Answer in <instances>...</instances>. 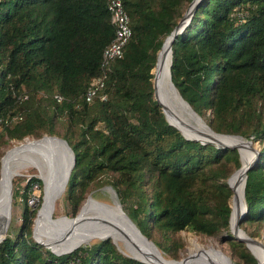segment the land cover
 Here are the masks:
<instances>
[{"label": "trees", "instance_id": "1", "mask_svg": "<svg viewBox=\"0 0 264 264\" xmlns=\"http://www.w3.org/2000/svg\"><path fill=\"white\" fill-rule=\"evenodd\" d=\"M189 1L122 0L131 36L122 56L107 67L105 98L86 101L84 90L99 74L101 50L114 34L106 0H0V114L22 115L1 127L0 145L43 134L63 137L75 156L63 191L72 214L90 188L110 185L124 211L163 252L181 245L171 235L185 229L220 234L236 264H257L229 230L227 178L240 165L237 149L185 137L153 96L157 51ZM170 57L175 88L214 131L260 144L246 171V210L238 223L260 239L264 0H199L173 39ZM35 184L41 192L35 175L13 188L12 199L22 200V221L0 241V264H148L121 252L110 237L59 254L37 242L32 223L41 196L35 205L28 202Z\"/></svg>", "mask_w": 264, "mask_h": 264}, {"label": "bare ground", "instance_id": "2", "mask_svg": "<svg viewBox=\"0 0 264 264\" xmlns=\"http://www.w3.org/2000/svg\"><path fill=\"white\" fill-rule=\"evenodd\" d=\"M168 45L169 42L168 39H166L158 56L159 68L162 76L159 89L165 90V95L168 97L170 103L172 104L173 110H175L176 107H180V109L186 110L184 114H182L180 111L179 112L182 115H184L187 120L193 121L194 123L198 122L199 125H202V121L198 119L192 112H190V109L186 105H184L180 97H178V95L175 94L176 93L175 90L172 91V89L168 87L167 67L170 61V50L168 49ZM173 93L176 95L174 99L172 97ZM170 120L175 122V120L173 119ZM177 124L185 133H189V131L186 130L183 124L181 123H177ZM219 139L226 143L237 144L242 162H246L249 159L247 158L248 156L246 155L244 149L241 148L244 147L251 148L253 146L252 143H248L246 140L242 138H234V137L219 136ZM15 146H13L10 149V151L8 150L9 152L7 151L2 156V161H1L0 237H2L7 231L10 218L12 217L11 216L12 197L9 199L8 210H7L8 204L7 206H2V203L5 204V202L7 201L8 196L10 194L12 196V179L14 178L15 175H19L21 170L35 168L38 171V176L42 178L44 183V198H43L44 201H42V205H41L42 207L40 206V208L38 209L37 212L38 216L36 215L37 219L35 217L36 229H35V219H34L33 230H34L35 238L37 237L38 239H41L44 236V234L47 233V234L56 235L59 238L63 237L61 239L62 241L65 240L74 231H88V232H93L97 236H99L98 239L108 235L110 238L115 239L116 242L121 241V236L120 234L117 233V231L113 229L115 233L109 232L107 228H104V226H102V225L108 226L107 224L100 222L101 220L100 218L102 214L105 213V211L100 209L97 210L90 209L88 203L86 202L92 198L86 199V202H84V204L82 205L80 211L76 216L69 217L66 215H62L64 217H60L58 219H52L53 217L52 212L54 210L55 201L61 195V191H59L60 189L54 183L55 177H51L50 174V170H55V168L57 169V167L59 168L60 166L59 158L56 159L51 157L52 147H53L52 139H50L48 136H43L42 138L39 139L26 140L25 142L21 143L19 146L17 147ZM240 174H241V169L236 171L229 179V182L234 190V194L231 200V206H232L231 224H233L236 215L239 211V208L242 206V200H243L241 194L242 180L240 178ZM95 212L97 213V215H99V217L95 215L96 214ZM92 215H95L93 219L90 218ZM98 222L102 225L99 226ZM139 241L144 248H146L147 250L150 251V253L153 254V257L157 262L163 264H182L180 260L163 261L162 258L165 257L157 250V248L152 246L148 241H144L143 239H139ZM47 244L50 247L52 245L51 243H47ZM253 245L254 244H249V250L252 251V253L255 255L259 263H261L264 258V251H263L264 248L262 249V247L260 246L255 245L256 246L255 247ZM195 250L196 251L190 252V255L186 256V258L190 260V264H195V263L199 264L198 258L199 257L201 258V256L202 258H205V260H203L204 264H232V262L227 261L224 255L225 253L219 249L209 248L208 250H206L203 248L201 249V246H198ZM197 252H200V254H196ZM134 253L137 254L136 252Z\"/></svg>", "mask_w": 264, "mask_h": 264}, {"label": "water", "instance_id": "3", "mask_svg": "<svg viewBox=\"0 0 264 264\" xmlns=\"http://www.w3.org/2000/svg\"><path fill=\"white\" fill-rule=\"evenodd\" d=\"M198 1L199 0H190L189 1L187 8L182 13V15L180 16V18L178 19L176 24L173 26V28L170 30V32L164 37V39H163V41H162V43L160 45V48L157 51L156 59H155V62L153 64V67L151 69V72H152L151 81H152V87H153V96H154L155 100L160 104L161 109H162V111L164 113V116H165L166 120L168 121V123H170V124L174 125L175 127H177L185 137L192 138V139H197V140H200L201 142H211V143H213V144H215L217 146H228L230 148H236L238 153H239L237 144H235V143H226V142L220 140L219 136H221V137L242 138V139L246 140L248 143H251V140L250 139H245L244 137H242L239 134L221 133V132L214 131L189 106L187 101L185 99H183L180 96V94L178 93L177 89L175 88V86H174V84H173V82L171 80L170 69H169L170 61H169V65L167 67V73H168L167 84H168V87L170 89H172V91L175 90V92H176L175 94H177L178 97H180V99L184 103V105H186L190 109V112H192L198 119H200L202 121V125H199L198 122L192 123L189 120H187L186 117L179 112L178 108H180V107H176V109L173 110L172 109V104L170 103L168 97L165 95V90L164 89H161V90L159 89L160 82H161V77H162L161 73H160L159 63H158V61H159L158 60V56H159L160 50L163 47L164 41L166 39H168V42H169L168 49L170 50V56H171V43H172L173 39L175 38V36L183 30L185 25L190 20V17L192 15V13L194 12ZM175 94L174 93L172 94L173 99L176 96ZM181 110L184 111V112L186 111V110H183V109H181ZM170 119L175 120V122H173ZM177 123L183 124L185 126L186 130L189 131V133H185L180 128V126ZM42 136H48L50 139H52L53 147H52V153H51L52 155H51V157L52 158H56V159L59 158V163H60L59 168L57 167V169L55 168V170H50V174H51V177H55L54 183L57 185V187L60 189L59 191H61V193H62L64 191V189H65V185L67 183L70 171H71V169H72V167L74 165L75 156H74L73 150L70 147V145L68 144L67 140L65 138H63V137H60L58 135H51V134H43ZM42 136H40V137H42ZM40 137H37V138H40ZM251 149L253 151V155L246 162H242L241 161L240 154H239V159H240L241 163L227 178V183L232 189V194H231V200H232V197H233V194H234V190H233V188H232V186H231V184L229 182V179H230V177H232V175L236 171L241 169L240 178L242 180V184H241V194H242V199H243L242 200V206L239 208V211H238V213L236 215V218H235L233 224H231L232 206L230 204L229 230L231 231V233L237 239H239L240 241H243L248 248H249V244H254L256 246H260V247L264 248V243L261 240L248 235L238 225V223L240 221V218L242 217L243 213L246 210V204H245V200H244V184H245V178H246V171L257 160L258 154H259V148H256V147L252 146ZM1 161H2V157L0 159V164H1ZM38 177L42 180V178L40 176H38ZM42 184H43L42 185V200H41L40 205L38 206V208L36 210V213L38 212L39 207L42 205V201H43V198H44V183H43V180H42ZM115 195H116V192H115ZM11 197L12 196L10 194L8 196V199L5 202V204L2 203V206H7V204H8L7 210H8V207H9V199ZM87 198H92L94 201L103 204L104 207H106V206L108 207V209L105 211V213L102 214V217L100 218L101 219L100 222L107 224L108 226H110V228L114 229L115 231H117L118 234H120L121 242L123 243V245L125 247V250H122L117 245V242H116L115 239H113V238H111V239L116 244L117 248L121 252H123L124 254H126V255H128L130 257L136 258V259H138L140 261H143L145 263H148V264H163V263L157 262L154 259L153 254L150 253L149 250H147L146 248H144L140 244L139 239H143L144 241H148L152 246L157 248V250L160 252V250L155 245V243L151 239H148L140 231V229L135 224V222L129 217V215L126 213V211H124V209L122 208L118 198L114 201V204H108V203H105L103 201H99V200L95 199L94 197H92L91 193L88 194ZM32 236L37 242L43 244L44 246L48 247L51 251H53V252H55L57 254L71 251L72 249H74L75 247L80 245V244L79 245H75L74 247H72L70 249H67V250L55 251L47 243H44L43 241H40V240L36 239L34 237V230L33 229H32ZM4 237H5V234L2 237H0V241ZM108 237L109 236L106 235V236L101 237L100 239H106ZM84 243L87 244L89 242H84ZM134 252H136L137 254H135ZM251 253H252V251H251ZM224 255H225L227 261L232 262V260H231L229 255H227V254H224ZM254 257H255V255H254ZM165 259H167V258H165ZM167 260L177 261L176 259H167ZM179 260L181 261L182 264H190V260H188L186 257H182ZM256 260H257V258H256ZM232 264H235V263L232 262ZM257 264H264V258H263L261 263H259V261L257 260Z\"/></svg>", "mask_w": 264, "mask_h": 264}, {"label": "rangeland", "instance_id": "4", "mask_svg": "<svg viewBox=\"0 0 264 264\" xmlns=\"http://www.w3.org/2000/svg\"><path fill=\"white\" fill-rule=\"evenodd\" d=\"M187 6H188V3L186 5L185 9L187 8ZM185 9H184V11H185ZM178 110L182 114H184V111H182L180 108H178ZM190 122L194 123L193 121H190ZM25 138H27V137H25ZM244 138L245 139H250L253 147H256V148L260 147V144H259V142L257 140H252L250 137H244ZM24 139H22L21 141H23ZM21 141H18V142L10 141L7 144H4V145L1 144L0 145V159H1V157L4 155V153L6 151H8V150L10 151L12 146H15V144H17V143H19ZM19 145L17 144L15 147H17ZM241 149H244L246 155L248 156L247 158H250L252 156L253 151H252L251 148L244 147V148H241ZM0 166H1V164H0ZM31 175H35V176L38 177L37 169H35V168L31 169L30 168V169L21 170L19 175H15L14 178H13V182H12V192H13V188H18V187L22 188L25 185L26 178L30 177ZM89 193H91L92 197H94L95 199H97L99 201H103V202L108 203V204H114V201L117 199V194L115 195V192L112 189V187H110L109 185H105V186H102V187H99V188H93V189L90 188V190L87 191L84 199L82 200L81 205L84 202V200L87 198ZM39 197L41 198L40 199V202H41V200H42V188H41V192H40V188H38V186L35 184L32 187L31 195L28 197L29 204L30 205H35L37 203ZM13 198L14 199H12V213H11L12 217L10 218V222L8 224V228H7V231L5 232V235L6 234H13L18 229V227H19V225H20V223L22 221L21 213H20L22 200H21L20 196H15ZM58 198L55 201L54 210L52 212V215H53L52 219H58L60 217H64L62 215H66V216H69V217H74L75 214L78 212L80 207L78 208L76 213L72 214L71 213V209H70V205H68L67 201L63 198V192L61 193V195ZM230 202H231V197H230ZM86 203H88V206L90 207L91 210L100 209V210L106 211L108 209L107 206L104 207L103 204L98 203V202H96V201H94L92 199L88 200ZM86 203H85V205H86ZM95 215L99 217V215H97V213ZM95 215H92L90 218L93 219ZM36 219H37V217H36ZM36 219H35V229H36ZM98 224H99V226L102 225L99 222H98ZM102 226H104V228H107L109 232H114V230L111 229L110 227H108L106 225H102ZM245 226H246V228L248 230L251 229V225H245ZM240 228L243 229L242 227H240ZM32 229H33V223H32ZM153 232H154V235H156V237H158V234H157L158 232L156 230H154ZM98 237L99 236H97L93 232L74 231L65 240H62V241H61V239L63 237L59 238L56 235L47 234V233L44 234V236L41 239H38L37 237L36 238L38 240L43 241V242L51 243L52 244L51 245L52 248H54L57 251H62V250L70 249V248L74 247L75 245L83 244L84 242H89L87 244H91L93 242H96V241L100 240V239H98ZM171 237L173 239H178L179 241H181V245L180 246L177 245V246L171 248V253H173V254L168 253V252H163L160 248H158L160 250V252L162 253V255L165 258H167V259L179 260L182 257H186V256L190 255V252L196 251L195 249L198 246H201V249L203 248V249H206V250H208L209 248L219 249V250L223 251L225 254L230 256V252H229L230 249H229L228 242L227 241H222L220 239V234H217V235H214V236H203V235H200V234H196L193 231L182 229V230H179L177 232H174L171 235ZM252 237H254V236H252ZM255 238H257V237H255ZM148 239H150V238H148ZM259 240H261L264 243V228L261 229V237H260ZM117 245L122 250H125V247H124V245H123V243L121 241H118ZM253 246H255V245H253ZM263 251H264V249H263ZM196 254H200V252H197ZM165 258H162L163 261H169V260H167ZM230 258H231V256H230ZM198 260H199V264H204L203 260H205V258H202V256H201V258L199 257ZM231 260H232V262H234V260L232 258H231Z\"/></svg>", "mask_w": 264, "mask_h": 264}, {"label": "built area", "instance_id": "5", "mask_svg": "<svg viewBox=\"0 0 264 264\" xmlns=\"http://www.w3.org/2000/svg\"><path fill=\"white\" fill-rule=\"evenodd\" d=\"M107 10L110 15V22L113 25L114 34L110 41L104 45L101 50L99 68L100 72L94 76L84 90L83 96L86 101H91L95 97L105 98V93L102 92L104 81L107 75V67L109 63L123 54V48L131 36V27L129 24V15L123 7L122 0H106ZM24 97L27 94L23 95ZM57 100L61 99L60 95H54ZM22 118L21 113L7 112L0 114V129L3 125H11Z\"/></svg>", "mask_w": 264, "mask_h": 264}]
</instances>
